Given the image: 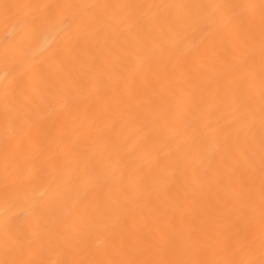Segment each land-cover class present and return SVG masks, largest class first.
Returning a JSON list of instances; mask_svg holds the SVG:
<instances>
[{"label": "bare ground", "instance_id": "6f19581e", "mask_svg": "<svg viewBox=\"0 0 264 264\" xmlns=\"http://www.w3.org/2000/svg\"><path fill=\"white\" fill-rule=\"evenodd\" d=\"M259 3L0 0V245L7 221L49 262L141 258L164 237L264 264L258 213L226 206L237 174L214 131L237 115L224 92L241 69L259 82V9L228 6Z\"/></svg>", "mask_w": 264, "mask_h": 264}, {"label": "snow or ice", "instance_id": "6c2138e0", "mask_svg": "<svg viewBox=\"0 0 264 264\" xmlns=\"http://www.w3.org/2000/svg\"><path fill=\"white\" fill-rule=\"evenodd\" d=\"M14 7L4 5L5 10ZM49 8L59 11L61 5H49ZM84 8H141L143 5H81ZM148 7H160L150 5ZM163 7H172L165 5ZM180 7V6H177ZM200 7H210L219 10L223 6L209 5ZM234 9H247L254 11L259 9L260 27V69L259 82L257 76L250 66L245 65L241 69L234 90H225V106L233 107L237 115L229 121V131L220 136L219 130L216 131L219 140L218 149L220 159L231 162L232 173H236L237 186L233 190V199L236 205H226L231 208L238 216H241L248 223H254L258 213L261 237L264 240V0H260L259 5H231ZM254 18V17H253ZM73 37L69 36V47L65 50V55L72 53ZM258 93V100H257ZM259 120L260 135L257 141L252 135V128ZM245 145L241 150L240 142ZM179 151V145L177 146ZM4 240L0 245L2 258L0 264H219V262L208 261L200 258L199 252L192 247L176 249L174 245L165 241L161 237L160 241L149 244L141 258H122L103 262L88 260H62L49 262L42 259H33L32 242L21 238L13 233L9 223L4 224Z\"/></svg>", "mask_w": 264, "mask_h": 264}]
</instances>
